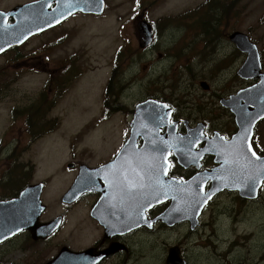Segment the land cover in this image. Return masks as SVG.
<instances>
[{"label": "flooded vegetation", "instance_id": "1", "mask_svg": "<svg viewBox=\"0 0 264 264\" xmlns=\"http://www.w3.org/2000/svg\"><path fill=\"white\" fill-rule=\"evenodd\" d=\"M6 1L0 0V25L9 28L16 24L18 13H14V10L20 4L9 6L5 4ZM25 3L27 2L23 4ZM234 3V6H237L236 10L239 16L242 10V6L240 5L241 0H235ZM191 13L194 12L192 11ZM78 14L71 16V19L68 18L67 20L70 19V22L75 20ZM189 19L192 21L191 24L193 26L198 25V18L196 16H190ZM219 24L221 26L194 28L195 33L192 34V45L190 47L191 53L187 58V62L189 65L195 66L193 64L195 61H204H200L198 66L195 67L187 68L185 64L180 65L186 71V77H181L177 80L174 96L154 93L156 99L168 104L171 111V121L176 123L180 133H184L188 128L196 126L203 128L201 137L205 139L197 145V148H202L205 142L217 133L229 139L238 131L239 127L236 123V117L229 107V99L239 96L244 88L258 82V80L251 79L253 81H250L249 85L243 87V80L249 79L238 76V84H220L216 81L217 73H219L216 71L217 69L207 70L205 68L204 65L207 63L206 52H211L213 49H211L210 44H215L217 41L223 42V44L218 45V49L222 50L225 61L232 57H236L234 63L240 61L241 64L243 61L241 50L231 40L233 32H243L241 27H239L241 24L240 19L236 20L233 27H227L228 29L226 28L227 23L225 19H221ZM66 27V23L60 24L34 36L23 39L15 37L0 44V111L2 110L1 104L4 95L17 83L18 78L17 70L15 75L7 73L8 67H17L20 62L36 60L41 54L33 55L30 49L25 51L24 47L30 43L33 37L36 39L42 38L51 30L59 29L57 31L58 36L53 37L52 40L46 42L44 45V48H47L49 51L47 58L50 59L51 55L56 50L62 49V44L68 38H71L70 29L66 30ZM226 41L229 42V48L224 44ZM196 43H199L198 47L193 45ZM41 53H44V51ZM159 55L162 57V53H159ZM80 58L81 53L76 50L72 51V54H69L68 57L56 60L62 66V70L58 75V83L54 81V86H51L49 75L51 71L49 69L46 72L48 78L45 81L44 87L39 91L42 97L40 98L37 95L26 102L30 106L19 107L17 100H14L9 103L10 106L6 107L7 112L10 114V126H12V130L19 131L22 135H18L17 133L16 137L12 140L5 141L8 144L4 148L5 153H3V150H0V167L5 163L12 168L8 170V173L11 175L10 180L0 176V202L17 199L20 193L31 185H39L41 193L38 197L40 205L37 213L33 206V198L29 192L24 197V202H15L10 208L0 206V264H139L146 250L147 234H153L161 228L167 230L173 229L182 223H188L191 229L194 230L206 217V215H201L199 225L196 227H193L191 220L168 225L160 218L170 203L171 205L172 203H177V206L185 205V203H195L193 191L176 193L172 197V202L169 199H165L147 210L144 217L141 215V209L148 207L150 203L157 202V198L154 196L153 200H149L142 197L143 191H151L149 188H137L140 194L135 188H130L129 180L132 175V169L136 167L131 165V161L134 158L131 156L117 157L129 139L133 109L128 108L125 103L119 100V96L111 91V83H108L103 96V119L111 118L115 115L128 117L125 123L127 129H129L128 134L126 130H122L121 144L107 160L91 164L84 158H76L73 162H68L67 169L70 173L75 172L71 185L55 198V202L47 200L49 197L47 189L50 184V178L35 181L34 145L47 135L49 137L54 131L52 127L58 126L59 119L51 117L50 108L55 105L54 101L59 99L60 94L65 90L71 89L81 76L82 71L76 67ZM215 63L219 64V59ZM67 65L73 67L70 72L67 69ZM49 95H52V99L49 98ZM148 95L146 93L143 100L154 98ZM240 103H242L241 98ZM123 106L124 108H122ZM227 115L230 116L229 122ZM263 126L264 119L256 124L251 138L252 146L256 152H258L260 144H264ZM5 134L6 132L0 136V139H3ZM19 136L23 140H20ZM138 143L142 145L141 140H138ZM24 153H28L26 161L22 159ZM259 154L264 155V152ZM176 155L171 154L169 157L171 163L169 176L183 177L184 179L192 178L198 171L196 167L194 165H190L187 168L181 167L178 164V155ZM2 158L8 160L3 162ZM215 165V156L212 154L206 155L202 159L201 170L210 169ZM84 166L95 169L101 167V170L96 175L98 179L94 185L83 188L76 195V198L71 200L67 193ZM140 167L139 165V169ZM109 169L111 170L110 176L109 174L105 175V172ZM209 188L210 184L208 183L207 190ZM263 190L264 185L260 190V194L256 197H244L238 191L224 190L218 193L205 206L203 212L206 208H210L215 198L223 194H235L238 200L242 204H245V207L246 203L258 202L263 195ZM244 207L235 211L237 212V216L240 215V219L251 218L252 211L244 213ZM133 212L139 216V219L135 223L131 219ZM74 214H76L75 222H73L74 220H70ZM18 219L19 221L13 223ZM132 225L136 227H132ZM78 226H80V234L75 236L74 232ZM215 226L219 227L217 222ZM239 228V234L243 235L242 239L246 240L244 236L246 235L249 241L255 240V237H253L255 230L246 233L247 230H244L242 227ZM222 230H225V228ZM160 241L162 240L159 239L158 242ZM197 241H187L186 246L190 243H195V247H202L203 245L201 243L198 244ZM68 242H77L85 247H71ZM227 242L228 245L221 250L222 252L228 251L230 254H235L246 247L241 241H230V238H217V244L220 246H223ZM172 247L179 246L177 244L176 246H171L169 252ZM212 253L217 254V251ZM164 264H168L167 258ZM169 264L178 263L172 262Z\"/></svg>", "mask_w": 264, "mask_h": 264}, {"label": "rangeland", "instance_id": "2", "mask_svg": "<svg viewBox=\"0 0 264 264\" xmlns=\"http://www.w3.org/2000/svg\"><path fill=\"white\" fill-rule=\"evenodd\" d=\"M30 1L7 0L5 4L14 6ZM105 1L107 8L102 15L95 16L83 12L79 13L75 20L70 22V18L64 22L67 24L66 30L70 29L71 38H68L62 44V49L56 50L50 59L47 58L49 51L44 45L58 36L59 29L51 30L42 38L33 37L24 47L25 51L30 49L33 55L41 54L40 57L36 60L20 62L17 67L9 66L7 69L10 75H15L17 70L18 78L17 83L2 99L0 136L6 132L3 139H0V150H3V153L8 145L5 141L12 140L17 133L22 135L19 131L12 130L10 126V114L6 110V107L10 106L9 103L17 100L19 107L30 106L26 102L37 95L42 97L39 91L44 87L48 78L46 72L49 69L51 86H54L55 75L62 70V66L56 60L68 57L72 51L77 50L81 53L80 61L76 64V67L82 71L81 76L71 89L60 94L59 99L54 101L55 105L50 108L51 117L59 119L58 126L52 129L54 131L49 137L47 135V138L44 137L34 145L35 181L50 178L47 200L51 202H55V198L69 188L74 178L75 172L70 173L67 169L68 162H73L76 158H84L91 164L107 160L113 151L119 148L122 130H126L127 134L129 132L125 126L128 117L115 115L103 119V96L111 77L114 78L111 91L116 92L119 100L130 109L135 102L143 99L146 93L173 97L177 80L186 77V71L180 65L185 64L189 68L198 66L200 61H204H195L193 63L195 66L187 62L191 53L194 28L221 26L219 24L221 19L226 20V28L233 27L236 20L240 19L241 30L249 34V37L258 44L259 49H262L264 67V0H241L242 10L239 16L237 6H234L235 0ZM192 11L194 13H191ZM190 16L198 18L197 26L191 24ZM140 18L154 22L158 28L159 39L155 47L139 46L135 25L136 21L141 20ZM161 22L162 27L159 25ZM36 34L38 33H34ZM219 44L223 42L210 44L213 50L206 52L207 63L204 66L207 70L217 69L218 83L238 84L237 71L244 62L246 54L241 51L243 54L241 64L240 61L234 63L236 57L225 61L222 50L218 49ZM224 44L229 48L228 41ZM193 45L198 47L199 43ZM42 51L44 53H41ZM118 51L119 61H115L114 57ZM159 53L163 56L159 57ZM218 59L219 64H216L215 61ZM67 69L70 72L73 67L67 65ZM250 81L253 80H243L242 86L246 87ZM120 83L123 84L124 89L119 93ZM49 98L52 99V95H49ZM227 120L230 121L229 115ZM262 130L264 132V126ZM19 139L23 140L21 136ZM258 152H264L263 143L258 147ZM22 156L26 161L28 153ZM6 160L8 159L2 158L3 162ZM9 169H12L11 166L4 163L0 167V176L10 180ZM262 193L258 202L246 203L245 207L235 194H223L214 199L209 209L204 210L202 216L206 215V217L196 229L192 230L188 223H182L173 229L161 228L153 234H147L146 250L139 264H164L170 247L176 244L187 264H264V190ZM74 197L75 194L71 198ZM164 198L160 197L159 201ZM243 207L244 213L252 211L251 218L240 219V215L237 216L235 211ZM75 219L76 214L70 218L74 220L73 222ZM216 222L218 228L215 226ZM239 227L247 230L246 233L255 230L253 236L255 240L249 241L246 235H244L246 240L242 239L243 235L239 234ZM223 228L226 231L222 230ZM76 230L74 235L78 236L80 226ZM217 238L241 241L246 247L235 254L222 252L228 242L220 246L217 244ZM159 239L162 241L158 242ZM187 241H197L203 246L195 247V243L186 246ZM68 244L71 247H85L77 242H68Z\"/></svg>", "mask_w": 264, "mask_h": 264}, {"label": "bare ground", "instance_id": "3", "mask_svg": "<svg viewBox=\"0 0 264 264\" xmlns=\"http://www.w3.org/2000/svg\"><path fill=\"white\" fill-rule=\"evenodd\" d=\"M57 1V6L53 11H48L45 9V4H40L36 5L33 7H27L23 9H15L14 13H18L17 21L16 24L13 25L12 27L7 28L4 25H0V44L5 43L9 41L11 38H15L20 36L23 31L27 30L28 28L45 22L43 24H48L52 23L55 21L57 18H54L57 14L60 12H65L69 9L70 3L73 1H77L84 5L81 7L82 9H85V6H90L92 5L89 0H56ZM13 13V14H14ZM141 20L136 21V31L135 35L140 43V38H139V22ZM42 24V25H43ZM256 58V57H255ZM257 114L255 112V117ZM161 121V116H158L155 114L152 110L149 108H140L139 113L137 115V122L136 125L141 126V134L143 135L145 139V146L141 151H137L135 149H129L128 147L123 151V156H131L134 159L131 161V165L134 167L132 169V175L129 180V186L132 185L136 181H140V186L141 188H149L148 182H150V174L156 170L155 164L159 163L162 158L165 150L172 149L175 154L178 155L180 160L183 162L184 166H187L186 160L182 158V155L188 156L189 158H193L195 155L193 152L186 153L183 151V145L188 142V138L182 139V138H177V137H172L169 136V138H164L160 137L156 134V130L154 127L155 122ZM245 123V122H244ZM249 124V123H247ZM136 131V130H135ZM214 154L217 156V161L223 162L222 156H221V151L219 149H213L212 150ZM231 154H234L231 152ZM145 160L144 164H141V161ZM148 162V164H147ZM139 165L141 166L139 169ZM142 168H147L143 170ZM239 174L242 179L244 180H249L252 179L253 177V171L247 167V166H242L239 169ZM216 175L215 172H213L210 177H214ZM214 179V178H213ZM194 183L186 184L181 186L183 190H189L193 188ZM161 189L163 190H169L171 191L172 197H174V194L176 193H182V192H177V183L171 181L168 184L162 183L159 185ZM130 188H134L130 186ZM138 188V184H137ZM195 194V203H185V205H179L177 206V203H172L170 206L169 211L166 213L164 216V219L168 222L173 221L172 217H181V216H187L193 220L192 217L193 215L196 214L198 206H199V201H200V196L196 193ZM26 194L22 197V199L19 201V203L24 202L25 199L24 197ZM13 204V203H12ZM12 204L9 205H0L2 207H7L10 208ZM196 211V212H194ZM21 218V217H20ZM174 263L173 258L170 256L169 257V263Z\"/></svg>", "mask_w": 264, "mask_h": 264}, {"label": "water", "instance_id": "4", "mask_svg": "<svg viewBox=\"0 0 264 264\" xmlns=\"http://www.w3.org/2000/svg\"><path fill=\"white\" fill-rule=\"evenodd\" d=\"M43 2H45V1H41V2L29 5V6L38 5V4H41ZM98 3H100L99 4L100 8L98 9V11L100 12L101 8H102V4H104V3H103V0H98ZM23 8H26V7H23ZM23 8L19 7L18 9H23ZM91 9H93V7ZM139 38H140V44L143 47L148 45V44H150L151 41H152L151 27L146 21H141L139 23ZM232 39L237 43V45H239V43L242 45V48H243L242 50L244 52H248V58L246 60V63H244L240 73H242V75L244 77H253L255 72L261 70V63H260V56H259V53H258V49L256 48L255 45L251 44L249 39L244 34H242L241 32L234 33L233 36H232ZM259 77L261 79L260 83L256 84L253 87H250L248 89L243 90V94H244L243 100L245 101V106L246 107L247 106L250 107L251 105H254L256 107H255V109H251L249 111L242 105L241 111H238L239 112V115L237 116V121L238 122L241 121V122H245L246 124L250 122V123L254 124L256 121H258L260 119L259 117L264 113V112H262V110H264V109L262 108L263 105L261 104L262 98L264 97V74L263 75H259ZM252 96H256L257 100L255 98H252ZM254 99H255V101H254ZM246 101H247V103H246ZM145 106L146 107H149V106H162V104H160V103H158L156 101H147V102L140 103L137 106V108L135 110L136 111V117L134 119L135 122H133L134 127H133V130H132V132H133L132 133V138H134V133L139 132V128L136 125L137 115L139 113V109L140 108H144ZM255 112L257 114V116H256L257 118H254L255 117ZM157 123L155 122L154 127L156 126ZM138 137H137V139H138ZM121 154H123V152ZM250 159H251V157H250ZM258 162L260 163L261 161L256 159V158H254L253 160L251 159V163L254 164V165L258 166V164H259ZM144 163H145V160H142L141 164H144ZM147 164H148V162H147ZM261 164L264 165V163H261ZM142 169L145 170L147 168H142ZM88 170L90 172H93L92 169H88ZM212 172H215L216 175L219 174V173H222V174H224L226 176H233V175L237 174L236 170H232V169L228 168L227 166L226 167L223 166L221 169H213ZM197 176H196V178L194 180H197L198 178L199 179L202 178L201 177L202 175H197ZM185 184H187V183H185ZM173 250H175L177 256H179V250L177 248H175V249H172L171 251H173Z\"/></svg>", "mask_w": 264, "mask_h": 264}, {"label": "trees", "instance_id": "5", "mask_svg": "<svg viewBox=\"0 0 264 264\" xmlns=\"http://www.w3.org/2000/svg\"><path fill=\"white\" fill-rule=\"evenodd\" d=\"M210 22H211V20H210ZM119 57H120V52L118 53V55H116L115 60H116V61H119ZM119 69H120V67H119L118 69H116V72H118ZM113 79H114V78H112V80H111L110 83L113 82ZM123 89H124L123 84L120 83V86H119V93H120ZM114 94H115V95H118L116 92H114Z\"/></svg>", "mask_w": 264, "mask_h": 264}, {"label": "snow or ice", "instance_id": "6", "mask_svg": "<svg viewBox=\"0 0 264 264\" xmlns=\"http://www.w3.org/2000/svg\"><path fill=\"white\" fill-rule=\"evenodd\" d=\"M251 148V145H249V149ZM253 155H255V153H253Z\"/></svg>", "mask_w": 264, "mask_h": 264}]
</instances>
